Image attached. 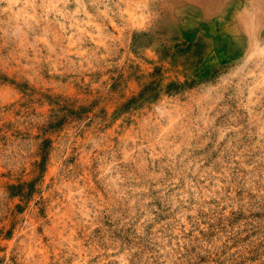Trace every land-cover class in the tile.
<instances>
[{"label": "rangeland", "instance_id": "1", "mask_svg": "<svg viewBox=\"0 0 264 264\" xmlns=\"http://www.w3.org/2000/svg\"><path fill=\"white\" fill-rule=\"evenodd\" d=\"M0 264H264V0H0Z\"/></svg>", "mask_w": 264, "mask_h": 264}]
</instances>
